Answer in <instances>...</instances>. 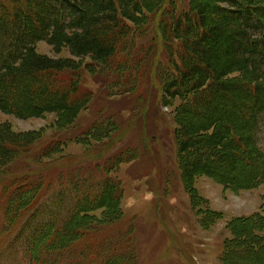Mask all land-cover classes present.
<instances>
[{
	"label": "trees",
	"instance_id": "trees-1",
	"mask_svg": "<svg viewBox=\"0 0 264 264\" xmlns=\"http://www.w3.org/2000/svg\"><path fill=\"white\" fill-rule=\"evenodd\" d=\"M161 105L174 106L181 180L210 229L224 215L199 195V177L233 191L264 186V0H0V112L53 115L55 129L44 138L0 123V264H140L113 175L138 154L99 158L146 132ZM240 168L251 177L227 175ZM226 230L220 264L244 250L264 256V204Z\"/></svg>",
	"mask_w": 264,
	"mask_h": 264
},
{
	"label": "rangeland",
	"instance_id": "rangeland-1",
	"mask_svg": "<svg viewBox=\"0 0 264 264\" xmlns=\"http://www.w3.org/2000/svg\"><path fill=\"white\" fill-rule=\"evenodd\" d=\"M38 51L56 56L45 43L38 45ZM59 56L66 57L68 53ZM88 62L85 60L84 63ZM85 77L88 87L99 93L101 88L93 82L91 75L86 72ZM178 103L179 100L174 101V106ZM174 106L161 105L158 110L160 118H145L146 132L142 131V127L135 128L123 141L114 142L111 149L105 151L99 159L102 162L126 148L138 154L136 160L121 164L113 175L121 180L124 189L121 207L125 218L120 225L122 228L129 227L131 223L134 225L140 264H220L223 242L230 236L226 230L227 222L260 211L264 204V186L254 190L233 191L208 177H199L195 184L199 195L208 202L211 210L224 215L219 223L204 229L181 180L174 141ZM121 107L118 110H122ZM125 109L122 117L128 119L130 112ZM95 110L93 107L83 114L82 121L91 122L90 116L94 115ZM152 114L155 116V111ZM53 121V115L19 119L0 112V123H9L18 132L42 131L44 138L54 134ZM139 123L142 124V119H139ZM126 125L120 127V132L127 133ZM260 133V142L264 148V117ZM83 150L82 146L74 144L68 149L76 155H83ZM93 160L97 161L98 158ZM229 174L235 178H250L252 172L240 168ZM244 253V257L235 259L236 264H264V256H255L245 250Z\"/></svg>",
	"mask_w": 264,
	"mask_h": 264
}]
</instances>
